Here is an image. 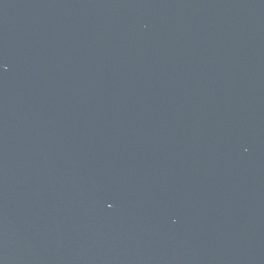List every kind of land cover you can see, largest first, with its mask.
Segmentation results:
<instances>
[{"label":"water","instance_id":"obj_1","mask_svg":"<svg viewBox=\"0 0 264 264\" xmlns=\"http://www.w3.org/2000/svg\"><path fill=\"white\" fill-rule=\"evenodd\" d=\"M0 264H264V0H0Z\"/></svg>","mask_w":264,"mask_h":264}]
</instances>
